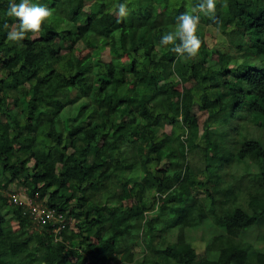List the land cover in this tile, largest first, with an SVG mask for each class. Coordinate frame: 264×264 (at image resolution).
I'll list each match as a JSON object with an SVG mask.
<instances>
[{"label": "trees", "instance_id": "obj_1", "mask_svg": "<svg viewBox=\"0 0 264 264\" xmlns=\"http://www.w3.org/2000/svg\"><path fill=\"white\" fill-rule=\"evenodd\" d=\"M33 2L53 15L13 42L19 21L0 0V264H264L250 230L264 240V140L237 120L264 127V0L200 13L194 58L160 40L200 0ZM207 26L241 60L209 46ZM194 104L207 113L201 127ZM14 181L56 218L33 220L6 190ZM206 218L222 227L205 244L213 257L187 237Z\"/></svg>", "mask_w": 264, "mask_h": 264}, {"label": "clouds", "instance_id": "obj_2", "mask_svg": "<svg viewBox=\"0 0 264 264\" xmlns=\"http://www.w3.org/2000/svg\"><path fill=\"white\" fill-rule=\"evenodd\" d=\"M217 0H200V2L192 9V13H181L176 17V29L170 31L161 37L162 45H174L173 51L181 56L186 54V58H194L203 45V40L198 35V29L201 21L200 13L209 19L215 18ZM53 9L47 5L34 3L33 0H9L7 15L15 17L19 21L18 24L12 26L8 32V39L13 42L23 40L27 33H38L43 23L53 15ZM129 9L127 4H119L117 16L118 19L128 15ZM4 28L8 29L9 25L4 24ZM177 40L179 43H177ZM256 56V53H255Z\"/></svg>", "mask_w": 264, "mask_h": 264}, {"label": "rangeland", "instance_id": "obj_3", "mask_svg": "<svg viewBox=\"0 0 264 264\" xmlns=\"http://www.w3.org/2000/svg\"><path fill=\"white\" fill-rule=\"evenodd\" d=\"M91 1H87L85 3V8L89 9V4ZM207 28L209 29V32L206 34V39H207V43L209 46L220 50L222 53H228L230 54L233 58H235V60H241L240 54L239 52L236 50V48L232 45L229 44V37L226 34H223L222 32H220L219 30H217L216 28H214L213 26H207ZM245 46H252V43L250 41H248L247 39L243 40L242 42ZM246 55L244 56V59L247 60L248 64L252 67H256V68H260L262 66V60L261 58H258L255 56L256 50L254 48H249L247 51H245ZM112 56V54H108V53H103L101 55L102 59H110V57ZM214 62V60H211V64ZM217 62H220L219 60ZM216 63V61L214 62ZM222 91L224 92L223 94L226 95L228 93V88L227 86H223L222 87ZM192 112L195 113V115L197 116L198 122L200 127L202 126L203 121L205 120L207 113L206 111H202L200 109H198L197 104H194L192 107ZM62 116L66 117V118H70L72 119L73 116L76 114V106L75 105H69L66 106L62 112ZM239 122H243V125L241 126V131L243 133H246V135L250 138H254V139H260L262 138L264 140V127L263 129L260 126H257L255 124H253L250 121L245 120V118L241 117L237 119ZM248 170L254 174H258V169L255 166V164H250L248 163L247 166ZM245 170V169H244ZM139 177L138 176H133L130 179V182H133L135 179H137ZM243 192L246 191V187H242ZM6 190H10L9 193L12 194L15 197V202L17 204H21L20 202L26 203L29 202L30 197L25 195V191L26 188L23 187L22 185L20 186L19 183L17 181H14L12 183L9 184V186L7 187ZM8 193V194H9ZM202 193H200L199 195H201ZM242 198H245V194L242 193ZM206 200V199H204ZM22 203V204H23ZM24 205V204H23ZM6 217L11 216V211H5ZM60 219V218H59ZM63 220V219H60ZM71 222H74V220H72ZM222 227L221 226H217L214 223H212V221L208 218H206V221L204 222V224L195 227V228H191L189 229L188 233H187V237L188 240L193 244V246L196 248L198 254L201 256H212L214 255L213 252H209L207 250H205V244L208 240V238L210 236H212V233H214L215 231H221ZM253 230V232H255V247L256 249H263L264 250V240H260L258 241L256 238V234L258 233V228L255 227V229H250ZM261 234V233H260ZM250 235V231H245L244 232V236L246 239L251 238ZM253 237V234H252ZM247 242H252L251 239H248ZM209 252V253H208ZM141 256V253H138V257Z\"/></svg>", "mask_w": 264, "mask_h": 264}, {"label": "built area", "instance_id": "obj_4", "mask_svg": "<svg viewBox=\"0 0 264 264\" xmlns=\"http://www.w3.org/2000/svg\"><path fill=\"white\" fill-rule=\"evenodd\" d=\"M20 203L22 204L23 202ZM23 204L29 208L30 215L36 222L44 221L47 218H56L54 212L43 205V201L38 202L35 199H29V202Z\"/></svg>", "mask_w": 264, "mask_h": 264}]
</instances>
